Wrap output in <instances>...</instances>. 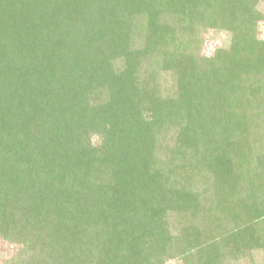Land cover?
<instances>
[{
    "label": "trees",
    "instance_id": "obj_1",
    "mask_svg": "<svg viewBox=\"0 0 264 264\" xmlns=\"http://www.w3.org/2000/svg\"><path fill=\"white\" fill-rule=\"evenodd\" d=\"M262 4L0 0L8 264H255Z\"/></svg>",
    "mask_w": 264,
    "mask_h": 264
},
{
    "label": "rangeland",
    "instance_id": "obj_2",
    "mask_svg": "<svg viewBox=\"0 0 264 264\" xmlns=\"http://www.w3.org/2000/svg\"><path fill=\"white\" fill-rule=\"evenodd\" d=\"M262 8L264 9V0ZM258 33L259 37L264 39V23L259 24ZM228 41L229 36L227 33L208 31L204 35V43L201 53L204 56H212L216 49L227 45ZM20 249V246L12 245L0 238V264L10 263L11 260L16 257ZM243 264H252V262L250 263V261H244ZM255 264H264V254L259 253L255 255Z\"/></svg>",
    "mask_w": 264,
    "mask_h": 264
}]
</instances>
